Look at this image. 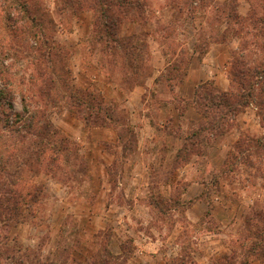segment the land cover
<instances>
[{"label": "rangeland", "instance_id": "1", "mask_svg": "<svg viewBox=\"0 0 264 264\" xmlns=\"http://www.w3.org/2000/svg\"><path fill=\"white\" fill-rule=\"evenodd\" d=\"M112 3L107 8L102 0H0V264L76 263L79 248L88 255L85 264H123L146 237L160 242L170 237L157 243L162 252L158 264H264V147L260 154L246 144L239 153L229 150L235 156H229L232 169L222 166L212 177L214 195L206 193L204 199L210 208L198 222L188 219L180 202L185 184L173 173L189 159L190 146L169 167L158 158L150 161V155L148 192L139 195H145L150 210L119 218V207L140 200L129 187L136 134L123 96L105 90L103 97L98 77L126 93L164 63L159 77L167 72L175 80L152 86L146 115L153 116L170 98L182 115L186 103L173 91L186 79L192 57L208 54L210 69L198 70L225 71L230 92L246 96L248 83L256 84L257 104L244 98L247 127L238 139H257L264 146V95H259L264 87V0ZM104 11L110 16L106 21H112L107 30L100 18ZM113 41L134 45L133 67L123 66L124 48ZM105 43L117 48L115 54L108 50L103 55ZM99 57L105 61L101 65ZM123 73H129V82L122 81ZM204 83L216 89L210 81L198 86ZM72 91L83 99L91 93L107 100L102 110L111 113H101L104 125L86 127L85 111L68 100ZM239 115L230 130L239 128ZM98 126L113 128L116 149L113 143L102 148L91 140L89 131ZM201 127H189L184 136L191 137L189 144L209 142L199 152L194 148L203 156L213 139L192 135ZM147 147L151 152L154 146ZM158 152L163 160L165 152ZM214 202L227 207L216 211L218 218L234 220L223 229L212 216ZM113 229L125 237L119 256L109 250ZM176 234L179 243L174 245L170 239Z\"/></svg>", "mask_w": 264, "mask_h": 264}, {"label": "crops", "instance_id": "2", "mask_svg": "<svg viewBox=\"0 0 264 264\" xmlns=\"http://www.w3.org/2000/svg\"><path fill=\"white\" fill-rule=\"evenodd\" d=\"M75 45L78 47L77 42ZM156 53V59L159 60V56L161 55L160 50L158 49ZM208 59V54L203 58L193 56L190 60L189 71L186 79L173 91L178 98L186 103V108L182 115H180L176 101L173 98L167 99L168 101H164L161 106H158V108L154 110L153 116L146 115V112L148 111L146 105L147 98L152 86L155 84V81L163 71L164 63L162 65L158 62V66L152 69V74L147 80H145L142 84L133 86L126 93L121 92L120 89L116 87H112L111 83H109L104 76H98L100 78L99 85H101V89L99 90L103 97L105 96V90H110L123 96V108L126 110V113L130 118L131 127L136 134L137 149L131 157L132 164L129 172V187L136 192V196H138L140 200H134L129 208L119 207L117 211L119 218L121 216L123 219L126 215L127 217H124V219L128 220L131 218V214L134 211L138 212V209L143 208L147 212L150 210L149 204H146L142 200L145 198V195H143L142 198L139 196L141 191L145 192V194L148 192L145 180L148 177V168L150 165L146 163L147 157L152 155L150 161L158 158V163L163 161L169 167V165L174 163L177 154L183 151L186 147L187 142L184 135L188 128L197 126L206 121L207 118L203 114L199 113L193 105V96L198 85L202 82L210 81L219 92H226L231 89L225 71L223 72L217 69L208 71V69H210L208 66ZM202 66L208 68L204 71V73L203 71L198 70ZM102 87H104L103 91ZM104 101L107 100L104 98ZM245 116V112H242L239 115L237 119L239 128H234L225 134L214 138L211 146L207 148L205 155H191L181 167L173 172L176 179L185 184L180 202L185 205V211L187 212L186 215L188 216L190 222H198L206 216L210 206H208V203L204 200L205 195L208 193L210 198L214 195L211 181L212 177L223 166L229 150L236 143L238 137L242 135L243 132H246L245 129L247 126ZM89 135L91 136V140L102 148L104 145L111 143L115 144V149L117 148L115 133L113 128L110 126L93 127L89 131ZM94 136L96 138H94ZM149 145L154 146L151 152H148L147 146ZM161 149L165 152L163 160L160 156L157 157V154L160 153L158 151ZM111 157L114 158L113 156ZM211 207H213V209H210L212 216H214L220 224L218 226L219 228L223 229L234 221L231 217L226 222L217 217L216 211H224L227 207L215 202L211 205ZM134 216L136 217L137 215L134 214ZM113 230L116 232L115 229ZM125 232L127 235L129 234L128 230ZM119 234L120 233L118 231L116 232V235L113 234L109 243L110 252L117 256L122 254L121 244L125 238L123 233ZM91 236L93 240L94 235ZM209 236L210 235L206 234L204 237L209 238ZM169 238L170 237L160 242L159 239L154 240L146 237L145 239L148 241H145L144 244L142 243L139 247L134 248L131 253V257L123 264H149L150 260H156L155 264H158L157 261L161 259L160 255L162 252L158 253L159 249L156 247L157 243L159 242L165 244L168 242ZM178 239L179 235L176 234L174 237H171L170 240H172V244L177 245V242L179 243ZM87 256V253H82L81 248H79L78 252L75 254L77 262L71 264H85Z\"/></svg>", "mask_w": 264, "mask_h": 264}, {"label": "trees", "instance_id": "3", "mask_svg": "<svg viewBox=\"0 0 264 264\" xmlns=\"http://www.w3.org/2000/svg\"><path fill=\"white\" fill-rule=\"evenodd\" d=\"M102 1L104 2L105 7H107V8H112L115 6L112 3L113 0H102ZM107 14H108L107 11L101 12V14H100L101 15L100 18L101 19L104 18L102 26L105 28V30L109 29L110 25L112 23V21H108V22L106 21V20H109V18H110V16ZM104 33H107V31ZM113 42H116L115 43L116 46L119 45V47L124 48V50H123L124 55L122 56L124 58L123 66L133 67V64H135V62H134V60H135L134 59V57H135L134 45H131L127 42L126 43L125 42H119V41H113ZM117 43H119V44H117ZM104 48H105V51L103 52V55L108 50L111 52V55L115 54L114 49H117V48H115V46L110 47L108 43H105ZM121 48H119V50H121ZM99 59H100V61H98V64L101 65L102 62L104 61V58L101 59V57H99ZM106 62H107V64L109 63L108 61H106ZM135 70H136V66H135ZM135 70L132 73V75H135ZM127 74H129V73H126V74L123 73L122 81L123 80H124V82L130 81V79H127V77H128ZM184 75H185V73L182 76H184ZM253 75H255V74H251V76H253ZM182 76H181V78H179V80H178L179 82L183 79ZM162 79L165 80L166 82L167 81L171 82V81L175 80V78L170 79V74L166 72V75L159 77V79L156 80L155 83H157L158 81H160ZM142 83L143 82H139V83H136V85H139ZM239 84H243V82L239 83ZM253 84H255V83H252V85H250V82H249L248 85L246 86V88L248 89V93L246 96L238 94V93L236 94V93H233L230 91L229 92L228 91L219 92L216 89L211 88L208 83H204V84L198 86L194 92L193 105L199 113L203 114L207 118L206 121L209 118L210 112H213V116L210 119V121L208 120L207 122L205 121L204 123H202L201 128H199L196 131H192V135L193 136H196V135L199 136V134H206L210 139H214L217 136L223 135L226 132L230 131L231 122L234 120V118L237 115H239L243 112L244 105L246 104L245 99L247 100V103H248V99H250L251 101L257 100V96L254 93L255 89H254ZM252 90H253V92H252ZM259 95H262V97L264 95V87L263 86L260 88ZM76 96H78L79 98H77ZM84 96L87 99L81 98V96H79L78 92L72 91L70 96L68 97V100L70 101V105L74 106V107L83 108L85 113H83L82 120L85 123L86 127H88L89 125H94V126L100 125V124L104 125L105 123H104L103 118L101 117V113L103 112L106 116L108 112L111 113V109L108 108V110L107 109L102 110L104 100L100 96H95L91 93H86ZM261 100H263V99H261ZM255 103L257 104V101H255ZM263 103H264V101L261 102V104H263ZM93 105H95V106H93ZM96 108L98 110L97 112H95ZM88 111H89V113H87ZM89 120H92V122H89ZM190 138H191L190 136L185 137L186 142H187L186 147L184 148L183 151H181L177 154V156H176L177 159L179 158L180 153L188 150V145L190 146V150H191L189 157L191 155H195V154L198 156H201V154L198 153L199 152L198 148H200V147L205 148L204 146H207V144L209 143L208 141H206V140L204 141L202 139L200 141H194V142L192 141L189 144L188 142L190 141ZM245 144L247 145L246 147L251 148L252 152L255 154H260V151L264 147L262 142L257 140V139H252V138L251 139L246 138L245 140L238 139L236 141V143L233 145L234 151L239 153L241 145H245ZM194 148H196V150L198 152L194 151ZM229 156H230V158L235 157L233 152H232V154H231V152H229L228 156H227L228 159L226 158L223 166L228 165L232 169L233 165H232V162L229 161ZM220 170L221 169H219V171H218L219 173H220ZM228 172H230V171L227 170L226 173H228ZM220 175H222V174H220Z\"/></svg>", "mask_w": 264, "mask_h": 264}]
</instances>
